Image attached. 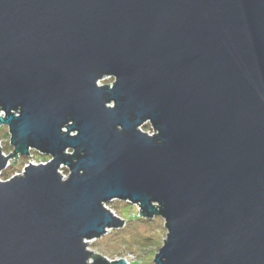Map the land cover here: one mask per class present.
<instances>
[{"label": "water", "instance_id": "95a60500", "mask_svg": "<svg viewBox=\"0 0 264 264\" xmlns=\"http://www.w3.org/2000/svg\"><path fill=\"white\" fill-rule=\"evenodd\" d=\"M0 112V174L50 156L0 178V264H128L87 247L113 199L154 264H264V0H0Z\"/></svg>", "mask_w": 264, "mask_h": 264}, {"label": "rangeland", "instance_id": "374dc122", "mask_svg": "<svg viewBox=\"0 0 264 264\" xmlns=\"http://www.w3.org/2000/svg\"><path fill=\"white\" fill-rule=\"evenodd\" d=\"M113 77L100 79L99 84H111ZM1 115V113H0ZM143 131L152 133V127L146 122L142 127ZM0 150L4 154L13 152V147L9 140L7 126H0ZM50 156L42 154L40 151L30 149L27 156L17 155L9 160L8 165L2 170L0 178L6 180L22 170L28 163L38 164L49 161ZM63 176L69 174V170L62 166L59 169ZM106 206L124 219L125 224L117 229H108L107 232L96 239H89L87 247L93 254H99L109 259L125 258L128 264H154V256L163 244L166 237L164 220L160 216L150 219L139 215L138 206L129 201L113 199L106 202Z\"/></svg>", "mask_w": 264, "mask_h": 264}, {"label": "built area", "instance_id": "2783aa9c", "mask_svg": "<svg viewBox=\"0 0 264 264\" xmlns=\"http://www.w3.org/2000/svg\"><path fill=\"white\" fill-rule=\"evenodd\" d=\"M2 114V112H0Z\"/></svg>", "mask_w": 264, "mask_h": 264}]
</instances>
